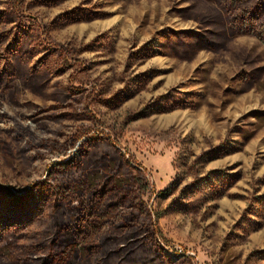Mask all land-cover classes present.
I'll return each instance as SVG.
<instances>
[{
    "label": "rangeland",
    "instance_id": "374dc122",
    "mask_svg": "<svg viewBox=\"0 0 264 264\" xmlns=\"http://www.w3.org/2000/svg\"><path fill=\"white\" fill-rule=\"evenodd\" d=\"M92 142L145 176L165 258L264 264V0H0V264L35 262L48 172Z\"/></svg>",
    "mask_w": 264,
    "mask_h": 264
},
{
    "label": "trees",
    "instance_id": "16d2710c",
    "mask_svg": "<svg viewBox=\"0 0 264 264\" xmlns=\"http://www.w3.org/2000/svg\"><path fill=\"white\" fill-rule=\"evenodd\" d=\"M88 149L97 156L89 166L84 159ZM111 149L108 142L85 143L78 156L73 154L48 172L47 177L57 181L51 188L55 199L47 239L40 245L33 243L40 253L31 255L33 264H175L164 257L145 209V176ZM41 183L47 189L46 180ZM35 195L33 189L12 194L10 202L23 205ZM10 235L19 238L18 228L0 227L2 245L10 242Z\"/></svg>",
    "mask_w": 264,
    "mask_h": 264
}]
</instances>
